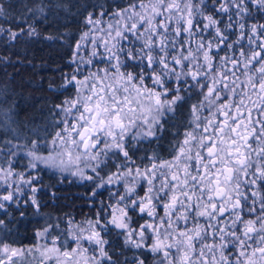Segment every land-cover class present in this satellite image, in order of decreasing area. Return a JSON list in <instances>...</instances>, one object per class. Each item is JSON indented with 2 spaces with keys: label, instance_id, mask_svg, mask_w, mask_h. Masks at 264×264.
<instances>
[{
  "label": "snow or ice",
  "instance_id": "6c2138e0",
  "mask_svg": "<svg viewBox=\"0 0 264 264\" xmlns=\"http://www.w3.org/2000/svg\"><path fill=\"white\" fill-rule=\"evenodd\" d=\"M37 47L49 95L0 88V264H264V0H0V70Z\"/></svg>",
  "mask_w": 264,
  "mask_h": 264
},
{
  "label": "trees",
  "instance_id": "16d2710c",
  "mask_svg": "<svg viewBox=\"0 0 264 264\" xmlns=\"http://www.w3.org/2000/svg\"><path fill=\"white\" fill-rule=\"evenodd\" d=\"M61 53L55 49L46 47H37L33 52L29 53V59L36 65L34 70L31 65L8 67L6 69L8 75H4V71L0 70V88H9L14 90V95L20 99L22 115L25 112H32L33 105H37L38 101L49 93L47 92V84L49 80L55 79V68L60 59ZM82 191L79 187H69L62 195L68 199L66 203L70 205L66 210H78L81 201L76 200V194ZM75 200V203L73 201ZM87 212V209H85Z\"/></svg>",
  "mask_w": 264,
  "mask_h": 264
}]
</instances>
